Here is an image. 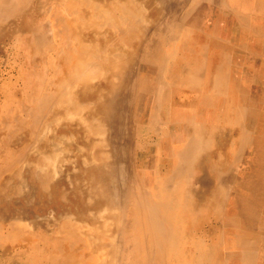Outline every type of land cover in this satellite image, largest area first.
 <instances>
[{"label":"bare ground","instance_id":"6f19581e","mask_svg":"<svg viewBox=\"0 0 264 264\" xmlns=\"http://www.w3.org/2000/svg\"><path fill=\"white\" fill-rule=\"evenodd\" d=\"M24 1L26 7V0H0V13L19 11ZM45 2L41 18L34 26L31 21L28 24L32 35L23 39L25 67L20 66L19 74L25 78V98L18 102L25 122L18 125L25 129V140L18 135L16 143H25V151L15 165L8 164L7 171L14 174H8L5 183L1 175L7 165L0 169V195L25 200V205L17 202L23 205L20 208L0 204V238L2 234L15 238V242L0 243L2 255L25 257L28 243L42 247L40 253L47 264H132L133 258V264H148L145 251L136 246L123 249L122 236L118 238L119 229H115L117 220L126 216L120 202H126L128 192L121 193L118 183L124 160L113 154L111 133L119 136L123 132L120 122L131 100L139 124L148 126L146 132L153 134L142 138V133L136 144L139 165L134 183L138 193L153 194L139 184V178L145 167L147 178L155 175L150 168L155 155L160 163L165 161L167 172H157L154 193L184 180L196 185L192 193L207 197L200 202L206 219L212 214L230 217L231 224L223 223L226 232L216 234L213 250L197 243L196 264H264V0H192L189 5L184 0L183 6L173 7L169 5L172 0ZM184 9L187 16L181 18L179 12ZM167 23L175 24V30L167 29L164 40L154 30L144 51L148 62L137 67L136 49L139 46L140 52L145 34L153 26ZM8 96L16 100L12 94ZM17 117L18 112H11L2 121L12 123ZM242 124L251 129L255 126L256 137L252 139V133L243 136ZM212 143L211 156L195 159V152ZM249 147L251 155L255 150L258 154L254 162L242 167L244 178L238 179L239 160L234 162L228 155ZM232 186L233 205L227 213L224 202L229 197L224 198L223 193ZM244 191L251 196L245 195L243 200ZM215 193L219 203L210 200ZM154 201H140L137 213L147 212L144 219L153 234L149 241L155 252L160 251L166 231L172 229L169 249L175 253L177 245L187 239L181 241L177 235L182 222L162 224ZM47 205L51 207L45 211ZM140 218L132 221L137 230L142 225ZM139 234L134 238L140 242ZM189 251L185 249L177 258L178 264L189 260ZM154 259L152 264H163Z\"/></svg>","mask_w":264,"mask_h":264},{"label":"rangeland","instance_id":"374dc122","mask_svg":"<svg viewBox=\"0 0 264 264\" xmlns=\"http://www.w3.org/2000/svg\"><path fill=\"white\" fill-rule=\"evenodd\" d=\"M45 1L46 0H26V7H25V1H24L23 5H22V7H21V9L19 11L11 12V13L8 12V13H5V14H1L0 13V15H1L0 16V50L2 51L1 52V55H0V77H1L0 78V110H1L0 111V133L2 134V135L0 134V150H2V151H0V154L2 153L0 155V169L1 168H4L7 165L6 170L3 171V174L1 175L2 176V180L4 178L7 179V177H9L8 174H10V176H13L14 172L11 174L10 171L9 172L7 171L8 170L7 168L10 166V165L8 166V164H10V162H14V165H15L16 162L20 160V157L22 156L20 154L22 153V151H25V145H24L25 143L23 144L24 147H23V145H20L19 146L18 143H16V141H18V137L19 136L20 137H23V138L25 137V132H24L25 129L20 128L19 125H18L19 122H21V121L22 122H25V114L22 113L21 108H20L21 107L20 106L21 105V102H18V99L21 101L23 98H25V78L24 77H21V74H19V70H21L20 69V66L24 65V67H25V58H23V57H25V48H24L25 47V43H24V40L23 39L25 38V40H26L27 37H29L30 35H32L33 31L30 29V26L28 24H30L32 22L31 26H34L36 24V22L41 18V16H40L41 12L43 11V9H45L47 7ZM182 1H184V0H172V2H171L172 4L169 3V5L172 6V7L175 6V5L183 6V4L181 3ZM185 2H187L186 5H189V4H191L192 0H185ZM31 7H33V8H31ZM34 8H36V9H34ZM34 10H35V12H34ZM186 11H187L186 9L180 10V12H179L180 13V16L179 17L182 18V16H187ZM23 12L24 13L26 12L25 13L26 15H24ZM36 13H39V15L38 14L36 15ZM22 14H23V16H22ZM29 14L30 15L31 14H35L34 18H31L30 19L29 17H27V16H29ZM10 15H12V16H10ZM21 16H22V18H21ZM24 16L26 17V19H24ZM16 18H18V19H16ZM45 20H47V18H45ZM20 21H22V22H20ZM23 21H25V31H24V28L23 29L21 28V27H23L22 25H24ZM8 23H9V25H8ZM26 24L29 27H27ZM11 25H12V27H11ZM174 26H175V24H174ZM174 26L171 23L170 24L167 23V24H164V25L161 24L159 27L153 26L148 31V33L145 34L144 41H143L142 46L140 48V52L138 50L139 49V46L136 49V52L138 54V64H137V67H138V65L140 67V65L142 63L144 64V63L148 62V58L145 57L144 51H146V49H148L147 45H149V43L147 41L150 40V37H151L152 34H155L156 29L158 30V32L156 34H160L162 36L161 38L163 39V38H165V35H167V29H169V30L174 29L175 30V27ZM28 30H29V32H28ZM18 33H20V35ZM18 40H19V42H18ZM8 43H9V45H7ZM160 44L163 47H165L167 45L166 43H163L164 44L163 45L162 42H160ZM10 45H11V47H10ZM9 47H10V49H9ZM19 53H21V54L19 55ZM3 56H4V58H3ZM8 62H10V63H8ZM17 62H19V63H17ZM11 64H13V65H11ZM138 72L139 71L136 70L135 74H133V81H135V78H136V75H137L136 73H138ZM13 74H15V75H13ZM19 78H21V79H19ZM133 81H132L131 86H133ZM4 83H6V84H4ZM3 88L8 93L4 92V89ZM2 93H4V94L2 95ZM9 94L10 95L12 94L13 96H15V99L16 100H11L9 98V96H8ZM4 104H5V106H4ZM131 104H133V102H131V100H130V105L128 107V112H124V114L126 115V113H127L128 116L126 115L125 118H124V121L122 120L120 122L121 127L123 128V130H122L123 132L121 133V135L117 136L114 132L111 133V148H112L113 154H114L115 157H117L118 154H120L121 156H123V160H124L123 161V165H126V166H123L122 165L120 167V168L124 167L122 169L125 172V173L124 172H121L120 173L121 176H122V173H123V176L120 177V178H122V180L119 179V175L120 174H118V179H119L118 180V183H120V186L122 185V191H121V193H125V191H126V193H125V195H126L127 192H128V196L126 198V202H124V200H122L120 202V204L123 205L122 208H124V213H125L126 216L123 218L124 222H123L122 219L121 220H117V223L115 225V227H117L115 229H119V234L120 235L117 233L118 234V238L122 236L120 242H121V244L123 246V249H124V246H125V248H131L133 246H136L134 248L140 249L141 251H145L144 252L145 258H146V260L149 259L148 260V264H150V263L152 264L154 258H155L154 260H156L158 262H159V259L160 260H163V261H160L163 264L164 263L165 264H175V263L178 264V262H177L178 259L177 258L180 257V255L184 252V250L187 249L188 251L190 250V251H193L194 252L196 250L197 243L201 244V246L203 248H205V249L211 248V250H213L212 245H213L214 240L216 239V236H217L216 234L218 232H219V234L221 232H226L227 227L224 228V224L223 223H224V221H229V224H231L230 217L229 216H223L224 219H221L219 217H215V215L212 214V216H209V215L207 216V217L210 218V220L208 218L206 219L205 218L204 209H203V207H202V205H201L200 202H203L207 197L197 196L195 192L192 193V191L195 190L196 185L195 184H191V183L188 184L187 182L185 183L184 180H177L175 182V184H174L173 187H171V186L170 187H166V189L163 192L162 191H159L157 193H154L155 190L153 191V189H154V185H156L157 172H160V171H163L164 173L167 172V169L164 166V162L165 161H162L160 163L158 161V157L155 156V155L153 156V161L151 163L153 166L150 167V168H151V172L152 173H153V171L155 169V175H153L152 179H151V177H148L147 178L146 175L144 174V171L146 170V167H145V169H144L141 177L139 178V180H140L139 184H142V187L145 188V189L147 187H148L147 189H151L153 194H150L149 193L146 196H144V195L138 193V191H137V184L134 183L135 182V175H136V167L139 165L138 158H137V152H136V148H137L136 144H137V142L140 141V137H141L140 135L142 133H143V135H142L143 137L142 138H145L146 137L145 135L152 136L153 134L146 132L145 128L148 127V126H146V125H140L139 124V120H138V117H137L136 112H135V115H134V109H135L134 108V105L132 106ZM15 111L18 112V116H19V117H17L18 118L17 120L14 119L15 121L13 120L12 123L11 122H6L5 123V121H2V120L5 119V116L9 117V113H11V112L14 113ZM145 115H149V113L148 112H145ZM122 117H124V115H122ZM145 118H146V116H145ZM125 120H126V122H125ZM124 122L126 123V125L124 124ZM145 123L147 124V121H145ZM257 123H258V121H257ZM9 125H10V127H9ZM3 126H5V128ZM124 127H125V129L126 128L127 129L125 130ZM242 130H243V136H245V135L250 136L251 133H252V139L256 137V135H255L256 127L255 126H254L253 129H251V127H249L248 124H242ZM10 131H12L13 137H10L9 138V132ZM151 139H152V137H151ZM153 139H155V137H153ZM24 140H25V138H24ZM13 142H14V144H13ZM120 143L122 144L121 148H123V151L119 147ZM125 145H127V146H125ZM210 147H212V148L214 147L213 146V143L211 145H209L208 147H206V148H204L202 146L201 149H199L197 152H195L193 154L194 157H195V159H196V157H203V159H204L205 156H211L210 155V152H212L213 150ZM5 149H6V151H5ZM124 149H126V150H124ZM8 152L9 153L11 152L10 153L11 155ZM124 153H125V155H124ZM198 153L199 154L201 153V154L198 155ZM257 154L258 153L255 150L252 153V155H251V149H250V147L245 152L242 151V152H238V153H229L228 157L230 158V160L231 159L232 160L234 159V162H235V160H239V163H240V166L241 167H239V172H237V174L238 173L239 174L241 173V176H238V179L244 178L243 168L242 167H244L246 165H250L251 164V161L254 162V158L257 156ZM3 155H4V157H3ZM18 155H20V157ZM160 158L163 159V155ZM8 159L11 160V161H9ZM187 166H188V164H187ZM195 166H196V163H195ZM122 169H120V171ZM2 170H4V169H2ZM207 170H208L207 171L208 174H213V172L211 170H209V169H207ZM20 171H22V170H20ZM3 175H5V176H3ZM17 176H18V174L15 173V177H14L15 180L17 179ZM259 179H261V177ZM3 182H4V180H3ZM184 183H185V185H183ZM189 185H190L191 188L189 187ZM134 187H135V189H134ZM186 187H188V188H186ZM132 189H133V192H132ZM190 189H191V192H190ZM25 190L27 191L26 187H25ZM185 190H186V194H185ZM173 191L176 194H178V193H180V194L176 195V194H174ZM228 194H231V195H228ZM245 195L251 196L249 193H247L246 191H244L242 193L243 200L245 199ZM136 196H138V198H136ZM161 196H162V198H161ZM191 196L194 198L193 199L194 201L191 200L192 199ZM233 196H234V188H233V186L231 188L228 187L226 193H223V197L224 198H228L229 197V199H230V197H231L230 200L228 199V201L224 202L225 203V206H226V209H227V213H230V207H232V205H233L232 202H231V200L233 199ZM16 197H17L16 195H13V197L12 196L10 197V198H13V199H10V198H6L3 195H0V200H1L0 201V204L1 205L3 204L4 205V208L8 207L9 204H10V207L9 208H16V207L17 208L18 207L20 208V207H23V205H21V204H24L25 205V200L22 197H20V198L18 197L15 200ZM145 198H148L149 200L151 199L153 201L155 200L154 202H156V203L158 202L157 204L159 205V209H158L157 214L159 213L158 215H159V218H161V223L162 224L167 223V224H169L171 226L172 223L177 222L179 219H180V222H182V225L179 228L180 229V233H178L177 235L179 236V238L181 239V241L183 239H185V238H187V239H185V241H183L184 243L181 242V245H179V246L177 245V249L178 250L175 249L174 250L175 253H173V251H171L169 249L170 242H171L170 236H172V229H168V231L165 230L166 231V233H165L166 236L163 237V240H162L163 242H162V244L160 246V251L159 252L158 251L155 252L156 250L155 249L153 250V246L151 245V243L149 241V238L151 236H153V234L149 231V228L147 226L146 220L144 219L146 217V215H147L146 214L147 212L144 211V210H142V211L140 210L139 211V214H138L137 213V209H136L137 204H140V201H142ZM182 198H184V201L183 202H182ZM161 199H163V200H161ZM217 199L219 200V196L216 195V193L215 194H212V198H210V200H214L215 202L219 203L217 201ZM36 200H37V198H36ZM18 201L20 203L21 202L22 203L21 204H17ZM162 201H164V202H162ZM198 201H199V203H198ZM176 202H179L181 204L176 203ZM169 203H171V204H169ZM6 204H8V205H6ZM181 205L182 206L184 205V206L182 207ZM197 205H198V209H196L197 208ZM200 205H201V207H200ZM190 206H192V207H190ZM49 207H51V205H47L45 211H47V209ZM119 207H121V206H119ZM132 208H133V210H132ZM196 210H198V211H196ZM159 211L161 212V214H160ZM170 213H171V215H170ZM136 214H137V216H135ZM144 215H145V217H144ZM134 217H142V218H140V222H139L140 224H142V225H139V229H138L139 231L137 230L136 227L134 228V223H133V222H135V221H133L134 220L133 219ZM163 221H165V222H163ZM202 222H205V224H202ZM123 223H124V225H122ZM194 223H196V224H194ZM210 225H215L213 227V230L210 228ZM146 226H147V228H146ZM126 227H127V231H126ZM130 227H132V228H130ZM206 228H208V229H206ZM147 230H148L149 233L147 232ZM184 230H186V231H184ZM3 231L6 232L5 230H3ZM122 231H126V233L125 232H122ZM136 232L140 233L139 236H140V239L142 238V241L139 242V241H137L136 238H134L135 237L134 234H136ZM141 233H143V236H142ZM10 237L11 236H7V235L2 234V236L0 238V243H4V242L12 243V241L15 242V238H13V237L10 238ZM125 237H126L127 240H126V242L124 244ZM198 238H200V239H198ZM201 238L202 239L204 238L203 244L200 242L201 241ZM134 239H135V241H137L136 242L137 244L133 241ZM143 239L146 240V243H143ZM186 240H187V242H186ZM134 244H136V245H134ZM175 246H176V244H175ZM40 248L42 249L41 246H39V248H36L34 246L31 247V245H29L28 243H25V257H24V255H21L22 258L16 259V258H13L14 257V254L9 255V256H3L2 255V252L4 250H3L2 247H0V256H1L0 257V264H14V263L15 264H33V263L34 264H47V260L48 259L46 257H42L41 256L42 253H43V250H41ZM34 249H36L37 251L34 250ZM22 250L24 251V248ZM140 250H139V252H141ZM151 250H152V252H151ZM190 251H189V256H188V259L189 260L188 261L186 260L184 262L182 261L181 262L182 264H191V263L192 264H196V263H198V261L196 259V251L194 252V254H193V252L190 253ZM31 252H34L35 254L32 253V255L30 256ZM36 252H37V254H36ZM40 252H42V253H40ZM127 252H128V249L125 251V255H127L126 257H128V255H129ZM185 252H187V251H185ZM38 253H40V254H38ZM152 253H153V255H152ZM142 254H143V252H142ZM166 254H167V256H166ZM157 255H159V256L157 257ZM175 256H177V257H175ZM37 257H39V258H37ZM132 258H133V256H132ZM129 260H131V258ZM134 261L135 260L133 258L132 261H131L132 264L134 263ZM127 263L129 264L128 261L126 262V264ZM207 264H211V263H207Z\"/></svg>","mask_w":264,"mask_h":264}]
</instances>
